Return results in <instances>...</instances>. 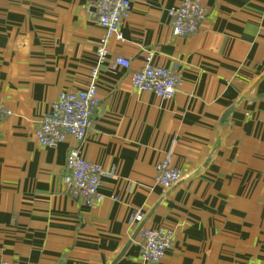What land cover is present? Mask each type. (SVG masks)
I'll return each instance as SVG.
<instances>
[{
	"label": "crops",
	"instance_id": "crops-1",
	"mask_svg": "<svg viewBox=\"0 0 264 264\" xmlns=\"http://www.w3.org/2000/svg\"><path fill=\"white\" fill-rule=\"evenodd\" d=\"M95 2L0 0V102L12 111L0 121V260L140 264L136 230L162 226L173 241L153 264H264V0H200L188 36L167 14L180 0H131L98 64L87 135L42 146L41 115L97 65ZM148 56L179 74L173 98L133 88ZM73 146L103 170L93 205L65 185ZM166 156L182 176L162 187Z\"/></svg>",
	"mask_w": 264,
	"mask_h": 264
},
{
	"label": "built area",
	"instance_id": "built-area-1",
	"mask_svg": "<svg viewBox=\"0 0 264 264\" xmlns=\"http://www.w3.org/2000/svg\"><path fill=\"white\" fill-rule=\"evenodd\" d=\"M131 11V0H96L94 14L97 23L104 29V35L95 50L97 65L91 69L90 81L82 90L61 91L57 99L51 103L49 110L44 112L34 132L35 140L42 146H56L59 142L72 136L82 141L90 127V117L99 106L96 76L98 64L107 55V42L110 38L121 40V22ZM170 17L171 31L175 36H188L197 31L205 10L200 0H180L177 6L167 10ZM150 56L144 65L130 73L133 88L152 92L162 98H173L182 80L172 68L154 64ZM113 63L128 68L129 60L115 57ZM12 111L0 102V121L10 116ZM103 175L101 166L84 158L79 147H70L66 156V173L64 182L68 192L84 199L93 205L102 199L99 192L100 179ZM182 176L180 169L169 164V156L158 163L155 183L169 187ZM113 199L116 197L113 196ZM142 220L141 213L134 211L130 217L132 224ZM140 264H153L161 260L171 248L173 231L162 226L141 227L138 230ZM0 264H27L26 262H6ZM234 264V263H227Z\"/></svg>",
	"mask_w": 264,
	"mask_h": 264
},
{
	"label": "water",
	"instance_id": "water-1",
	"mask_svg": "<svg viewBox=\"0 0 264 264\" xmlns=\"http://www.w3.org/2000/svg\"><path fill=\"white\" fill-rule=\"evenodd\" d=\"M140 227V226H139ZM139 230V228L136 230V231H138ZM137 233V232H136ZM134 237V236H133Z\"/></svg>",
	"mask_w": 264,
	"mask_h": 264
}]
</instances>
